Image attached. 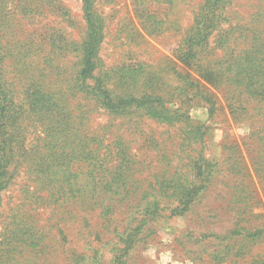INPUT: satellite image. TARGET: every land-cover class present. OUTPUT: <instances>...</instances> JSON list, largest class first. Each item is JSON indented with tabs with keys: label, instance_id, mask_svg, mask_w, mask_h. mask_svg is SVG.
<instances>
[{
	"label": "rangeland",
	"instance_id": "374dc122",
	"mask_svg": "<svg viewBox=\"0 0 264 264\" xmlns=\"http://www.w3.org/2000/svg\"><path fill=\"white\" fill-rule=\"evenodd\" d=\"M1 1L0 78L64 111L29 131L30 159L0 191V264H260L264 238L231 233L264 228V100L232 77L264 56V0H223L190 65L178 54L206 0ZM91 22L114 110L73 80ZM199 167L206 188L178 211Z\"/></svg>",
	"mask_w": 264,
	"mask_h": 264
},
{
	"label": "trees",
	"instance_id": "16d2710c",
	"mask_svg": "<svg viewBox=\"0 0 264 264\" xmlns=\"http://www.w3.org/2000/svg\"><path fill=\"white\" fill-rule=\"evenodd\" d=\"M223 0H206L203 8L198 15V22L194 32L187 37L181 45L179 51V60L190 65L192 61H197L200 55L199 46L204 42L213 28L214 23L220 18V11L223 8ZM3 2L0 0V15L3 11ZM216 19V21H215ZM92 29L83 50V59L80 68L76 70L74 75L75 87L84 88L89 85L88 81H94V90L98 92V98L110 110H114L118 106L111 104V92L104 85L101 75L95 76L96 64L93 55H96L95 46L98 40L95 38L94 24L89 23ZM261 62L257 63L247 59V62L238 61L232 80L245 86L248 92L256 97L264 100V56L261 54ZM214 67V68H212ZM202 68L199 75L209 83L219 82L223 78V72L215 69V66ZM14 88L4 82L0 78V191L6 188L17 175L20 164L27 162L31 156L33 148H27L25 141L30 130L45 133L46 129L55 126L61 122L63 117V106L59 105V100H54L48 92L36 90H27L24 95L18 94L20 100L16 101L17 96L12 91ZM146 96L142 98L145 100ZM211 103V109L214 102ZM44 143L45 136L41 139ZM45 148V146H43ZM200 167L199 181L185 183L181 185L182 196L180 197V205L178 211H188L191 204L200 195V191L206 188V179H201L203 172ZM264 190V189H263ZM60 192V190L58 189ZM190 205V206H189ZM189 207V208H188ZM232 238L239 237L243 242H257L264 238V228L258 227L254 230L241 227L231 233ZM121 242L125 243L123 254L125 256L133 247L135 235L129 234L125 238H121ZM120 257V260H121ZM119 260V261H120ZM264 264V259L259 262ZM119 264V263H118Z\"/></svg>",
	"mask_w": 264,
	"mask_h": 264
}]
</instances>
